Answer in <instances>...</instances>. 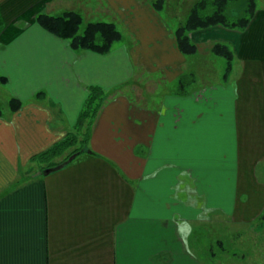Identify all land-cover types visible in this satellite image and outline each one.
Instances as JSON below:
<instances>
[{"label": "crops", "instance_id": "crops-1", "mask_svg": "<svg viewBox=\"0 0 264 264\" xmlns=\"http://www.w3.org/2000/svg\"><path fill=\"white\" fill-rule=\"evenodd\" d=\"M99 1L138 34L137 45L75 51L35 21L41 12L74 10L75 0H0V82L14 79L10 96L22 102L0 116V264H203L188 244L194 223L208 224L211 213L251 222L264 212V0L243 31L215 25L189 33L195 55L228 44L235 67L221 88L187 87L161 109L142 105L134 86L127 95V58H153L149 70L172 81L185 64L189 71L188 57L150 3ZM115 55L119 65L108 63ZM90 85L115 94L94 122V154L17 179L33 154L72 127Z\"/></svg>", "mask_w": 264, "mask_h": 264}, {"label": "rangeland", "instance_id": "rangeland-1", "mask_svg": "<svg viewBox=\"0 0 264 264\" xmlns=\"http://www.w3.org/2000/svg\"><path fill=\"white\" fill-rule=\"evenodd\" d=\"M139 1H145L151 5V2L155 0ZM196 1L197 0H162V7L158 11V15L165 22L164 26L167 29L174 31L179 24L184 22L188 10ZM75 3H77L76 7H71H73L74 10H79L83 18V24L80 27L79 32L82 31L83 25L88 21L112 22L121 32L122 38L112 44L109 52H113L119 47L129 49L130 47L137 45L138 42L136 38H138V34L133 32L130 26L123 22L115 14L105 13L102 6L98 4L100 3L99 0H75ZM81 3L83 6H87V4L90 3L87 6L88 9L82 8L83 6L80 5ZM257 3L258 5H261L262 1L257 0ZM102 4L107 7L105 2H102ZM148 25L149 23L146 21L144 28L148 27ZM159 55L160 54L158 52L153 53L154 57ZM115 57L116 58L111 57V59L108 60V63L113 62L115 65H119L120 59H118L119 57L116 55ZM186 57H188V63L191 64L189 71L186 69L185 72V64L183 66V74L170 81L166 72L162 69H158L156 71L149 70L151 68L150 65H152L151 63L153 62V58L149 59L141 56L138 59V62L135 63V57L132 55L129 56L127 58V62L130 66V70L124 78L127 81L126 84H128V87L124 90L128 93L127 95H131L133 97L134 92H143V97H145L148 101L144 99L143 102L146 104H143L142 102V105L150 108L154 107V103H156L157 108L161 109L162 103H164L166 99L172 98V95L177 92L178 94H182L187 87L189 91V89H196L199 86H207L205 84L207 81L210 85L217 84V86L220 87L221 84L225 82L222 76L225 72L226 60L223 57L214 55L213 52L207 48H203L202 56L194 54ZM114 60L117 61L115 62ZM234 62L235 59L232 60L233 69L235 67V65H233L235 64ZM198 67L200 68V71H192V69H190H197ZM1 74L2 73L0 71V75ZM14 76L15 75L13 74V77ZM14 83V79L10 86H6L4 83L0 82V111L2 116H6L8 114V102L11 98L10 95L18 90V88H15L16 86H13ZM132 86H134V92ZM181 87L184 89L181 90ZM216 90L219 94L225 92L222 89ZM105 92L107 95V101L110 97L115 95L114 91L105 90ZM150 99H153V103L149 102ZM228 105L229 104L227 103L226 116H228ZM226 126V124H221L223 129H226ZM228 127L229 125L227 128ZM227 152H229V149H227ZM227 161L228 163L231 162L230 154ZM30 166L33 165L27 163L24 167H21L20 173L21 171L24 172L25 177L34 176V174H36L34 173L35 166L32 170H28ZM228 172L229 171H227V173ZM231 190L233 191L232 186L230 188V191ZM215 203V201H211L212 205ZM224 203L226 212L229 213L233 203V196L230 195L229 191H227ZM213 214L214 213H211L209 215V217L211 216V221L208 224L200 225L199 223H194V227L197 231H193L190 236L188 243L190 251L197 257L199 262H203V264H264V219L258 218L251 222L234 223L228 214L227 216H217L216 213L214 215ZM218 242L221 243V246L217 244Z\"/></svg>", "mask_w": 264, "mask_h": 264}, {"label": "trees", "instance_id": "trees-1", "mask_svg": "<svg viewBox=\"0 0 264 264\" xmlns=\"http://www.w3.org/2000/svg\"><path fill=\"white\" fill-rule=\"evenodd\" d=\"M161 4L162 0L151 2V6L156 11L161 9ZM257 7V0H197L188 10L184 22L173 31L179 52L184 56L194 55L197 52V45L189 37V33L194 30L220 25L227 29L243 31ZM35 21L48 33L67 40L73 50H88L104 55L109 52L114 42L122 38L121 32L112 22L88 21L79 32L83 18L75 10H66L58 15L41 12L36 14ZM210 50L214 55L226 60L223 74L226 77L232 66L233 51L228 44L221 42H213ZM183 89L181 87V90ZM35 95L43 96V92H37ZM106 101L107 95L101 86H88L83 107L72 127L50 146L33 154L28 161L33 166L28 170H32L35 166L34 176H45L64 168L82 154H94L90 148L91 133L94 122ZM21 104L20 99L11 97L8 102L9 110L15 112ZM18 177L25 178L24 173H20V169L17 179ZM258 218L264 219V212ZM217 244L221 246L220 242Z\"/></svg>", "mask_w": 264, "mask_h": 264}]
</instances>
